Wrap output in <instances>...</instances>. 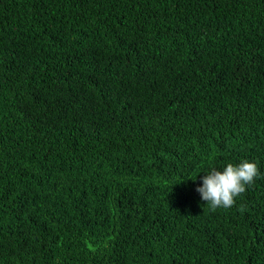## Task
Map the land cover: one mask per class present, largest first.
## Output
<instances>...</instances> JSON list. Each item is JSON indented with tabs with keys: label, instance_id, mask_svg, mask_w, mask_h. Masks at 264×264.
<instances>
[{
	"label": "trees",
	"instance_id": "16d2710c",
	"mask_svg": "<svg viewBox=\"0 0 264 264\" xmlns=\"http://www.w3.org/2000/svg\"><path fill=\"white\" fill-rule=\"evenodd\" d=\"M0 264H264V0H0Z\"/></svg>",
	"mask_w": 264,
	"mask_h": 264
},
{
	"label": "clouds",
	"instance_id": "9594fccd",
	"mask_svg": "<svg viewBox=\"0 0 264 264\" xmlns=\"http://www.w3.org/2000/svg\"><path fill=\"white\" fill-rule=\"evenodd\" d=\"M257 178H260V172L256 163H228L223 170L212 168L207 172L202 178V187H198L196 191L211 210L228 209L234 206L236 198L245 193Z\"/></svg>",
	"mask_w": 264,
	"mask_h": 264
}]
</instances>
